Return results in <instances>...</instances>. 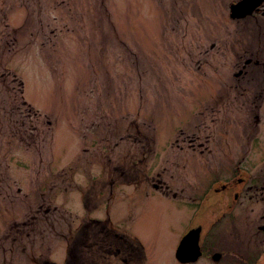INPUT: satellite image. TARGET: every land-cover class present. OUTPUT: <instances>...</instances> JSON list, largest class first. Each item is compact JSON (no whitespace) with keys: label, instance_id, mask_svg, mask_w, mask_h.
Listing matches in <instances>:
<instances>
[{"label":"rangeland","instance_id":"obj_1","mask_svg":"<svg viewBox=\"0 0 264 264\" xmlns=\"http://www.w3.org/2000/svg\"><path fill=\"white\" fill-rule=\"evenodd\" d=\"M236 1L0 0V264L62 262L68 225L91 212L77 201L88 177L100 171L103 181L114 163L102 150L95 157L81 150L97 143L118 159L132 152L127 133H137L136 124L152 149L145 171L163 189L122 183L92 215L141 240L143 264H180L175 247L192 219L183 203L193 192L209 233L200 237L206 255L190 264H238L249 243L264 248V102L251 103L245 90L264 78L252 66L264 65V18L230 19ZM243 67L248 74L236 78ZM50 169L69 182L66 190L45 189ZM239 175L246 186L257 181L243 191L252 199L237 230H220L207 202L217 178ZM34 199H68V213L61 211L68 217H55L58 226L24 225Z\"/></svg>","mask_w":264,"mask_h":264},{"label":"flooded vegetation","instance_id":"obj_2","mask_svg":"<svg viewBox=\"0 0 264 264\" xmlns=\"http://www.w3.org/2000/svg\"><path fill=\"white\" fill-rule=\"evenodd\" d=\"M256 13L260 15L254 16ZM258 18L261 19L264 18V0L256 7V9L253 11L252 14L246 15L244 18H235L232 20L234 21L242 20L246 22V19L248 20L252 19L254 22ZM260 29H261L260 31L262 32L264 30V27L261 26ZM251 61L252 59L250 57H247V59L244 60V66L251 65ZM252 66H254L255 68L261 67L260 71L264 76V68H263L264 65L261 64L259 59H255ZM246 74H248V72L243 67V68H239L237 72L234 73V76L238 78V76L246 75ZM252 78L254 79V76ZM249 82L251 84H249L248 86H246V88L245 87L244 88L247 92L250 90L248 94L250 95V97H252L251 103L259 102L260 104V102H264V78L261 79V83L259 84V86L254 88L252 86L253 83L252 79H250ZM244 88L240 86L237 88V90L238 89L241 90ZM31 128L36 129L34 127ZM135 131L137 133L134 134L127 133L128 137L132 138L130 139L129 142L132 145V152H127L124 155L123 154L119 155L120 157L118 159H116L115 157L113 158L108 157V154L105 150V146L99 147L97 143H92L88 147L85 146L81 150V152L91 153L90 156L92 157L99 155V150L104 151L103 152L104 156L109 158L108 159L109 161L112 162L113 160L114 162L113 165L111 166L112 170L110 169L111 171L108 177H106L103 181L102 178H100V171L98 172V174H93L92 176L88 177V179H90V183H87V185L84 187L83 194L80 196V198L77 199V201L81 203V206H83L82 207L83 210L86 209L87 211H91V212H87L85 214L84 219L81 216V218L78 221L79 224L76 227H74V229H71L70 225H68L67 232L70 234V237L67 243V247L65 248L64 251V257L62 262L58 263L44 256V258H42L41 260L35 261L36 264H99V263L108 264L107 262L110 260V258H114L115 261H120L121 264H143V261L145 260V255L141 240H138L135 236H129V235L127 236L123 232L114 229L110 223H107V221L100 218L98 215L95 216L92 215L94 213L93 211L99 208L103 200L105 202L106 199L109 200L113 197V195L115 194V190H117V188L122 183L126 182L132 187L134 188L137 187L138 189H146L148 186L149 187L151 186L156 190L163 189L162 184L158 182L159 180H161V178H159L158 176L156 178L154 175H148L147 171H145L144 165H145V160L148 156L146 154L148 151H151L152 149L149 147V144L146 143V139L142 138V134L140 133V129L137 124L135 125ZM187 139L189 145L192 146L193 145L192 141L195 140L194 136H190V137L188 136ZM199 145H201V143H199ZM90 156L89 154L87 156H84L83 154V157H90ZM245 157L248 156L245 155ZM94 159L95 158L92 159L87 158V161L92 163ZM1 162L5 167L6 164L4 161H2V159ZM237 169L238 171L240 170L241 172V166L237 167ZM49 176H50V179H48L49 185L47 184V186H45V189H48V191L53 186L55 187L56 184H57L56 187H58L59 185H61V183H64L61 189L65 188L66 190L67 187H69V182L65 180L63 176H61V178L59 179H55L52 170L50 171ZM0 179L1 181H4L5 179L4 169L0 170ZM243 179L244 178L241 175L232 176V178H229L227 180L222 177L217 178L216 181L218 180L221 181V185L218 188L216 187L213 188L214 196H211V198H209L212 199V201L207 202L209 205L212 206L209 213V216H214V220L212 221V226L216 225V227L220 230L226 228V229H233L234 231L237 230L239 226L236 223L244 222V218L246 216L244 215L246 214L245 208L249 206L248 202L250 199H252V197L251 194L248 195L246 192L243 193V191L250 190L253 188L255 189L257 181L254 180L253 185L246 186V184L243 183ZM99 184L100 186H98ZM105 190L106 193L104 192ZM16 193H23L24 197H26L25 199L27 200V202L30 201L31 199L29 197L30 195L25 194L26 192L23 191L22 186L16 188ZM36 193L38 194L39 192L36 191ZM259 193H260L259 194L260 198L263 199L262 193L261 192ZM198 197H200V194L197 196L196 193L192 192V196L187 200H185V203H183V205L187 206L188 208L192 207V212L190 215V218L192 219L189 224V227H187L188 229L184 232V234L187 231L191 230V228L201 227V233H200V237H201L202 232L207 234L209 233V231L208 229L205 230L203 225L200 223L201 222L200 220H202L203 218L201 217L202 210L200 212V215L198 214L196 216L197 212L199 211V208L195 206ZM68 202L71 201H69L68 199H64L61 205H57L55 202L46 203L41 201V199L40 200L34 199L32 204L30 203V205H28L26 207V210L24 211V213L26 214L24 217L26 219L25 218L23 219L24 220L23 224L36 225V224H40L42 222V219H47L50 220L49 222L52 224V226L53 225L58 226L55 217L60 219V221H63L64 218L62 219V217H68L65 214L68 213L65 210L68 209L67 208ZM90 204L92 207L91 209H90ZM41 208H43L44 210L43 213H46V215L48 213H52V218H49L50 216H46V218H43L40 214ZM220 208H222V210H220ZM61 211L65 213L62 214ZM55 213L57 216H55ZM261 219L264 220V213L261 215ZM227 220L230 222V224L227 222ZM263 227L264 225L261 226V230L264 233ZM248 246H249V251L247 252L246 257L237 256L236 263L238 264L264 263V248L260 250L257 249L256 247L257 250L255 249L256 250L255 252V250H252L251 243H249ZM200 249L202 254L197 258L198 260L207 253V250L206 248H204V245L200 244ZM213 254H210V258ZM222 256L223 255L220 253V257H219L220 259L217 260L216 262H220L222 260ZM180 264H190V263L182 262Z\"/></svg>","mask_w":264,"mask_h":264},{"label":"water","instance_id":"obj_3","mask_svg":"<svg viewBox=\"0 0 264 264\" xmlns=\"http://www.w3.org/2000/svg\"><path fill=\"white\" fill-rule=\"evenodd\" d=\"M263 0H239L237 3H234L230 6V18H244L246 15H250L256 9V7ZM239 73V72H238ZM237 73V74H238ZM264 228V227H263ZM200 232L201 227L191 228L187 233H185L181 240L179 241L175 258L179 260L181 263H193L198 260L197 258L201 256L202 252L199 247L200 241ZM220 253H214L212 255L213 260H219Z\"/></svg>","mask_w":264,"mask_h":264}]
</instances>
